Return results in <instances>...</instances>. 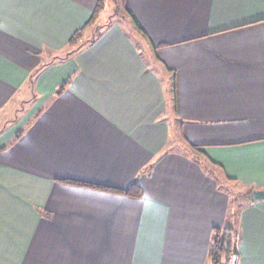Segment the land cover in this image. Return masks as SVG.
Here are the masks:
<instances>
[{
	"label": "crops",
	"instance_id": "obj_1",
	"mask_svg": "<svg viewBox=\"0 0 264 264\" xmlns=\"http://www.w3.org/2000/svg\"><path fill=\"white\" fill-rule=\"evenodd\" d=\"M98 1L0 0V264H264V0Z\"/></svg>",
	"mask_w": 264,
	"mask_h": 264
},
{
	"label": "trees",
	"instance_id": "obj_2",
	"mask_svg": "<svg viewBox=\"0 0 264 264\" xmlns=\"http://www.w3.org/2000/svg\"><path fill=\"white\" fill-rule=\"evenodd\" d=\"M106 2L107 0L98 1L93 17L91 18L88 24L89 26L94 24L98 20L99 15L105 9ZM128 14L135 22L137 28L144 33L143 29L138 24V22L133 17V15L130 12H128ZM85 29L86 27L75 33V35L69 41V44L71 46L76 45L78 41L83 37ZM65 182L75 186L88 187L100 191L115 193L118 195H125L131 197H140L141 195V190L137 183H134L132 186H130L127 189H116L113 187H107V186L78 182V181H65ZM252 192L253 190L248 191L246 193L249 201H252L251 200ZM233 218L236 220L238 219V213L236 210L233 213ZM239 241H240V234L236 227H229L225 229L214 228L212 241L208 252V264H232L233 257L234 256L239 257V251H238Z\"/></svg>",
	"mask_w": 264,
	"mask_h": 264
},
{
	"label": "rangeland",
	"instance_id": "obj_3",
	"mask_svg": "<svg viewBox=\"0 0 264 264\" xmlns=\"http://www.w3.org/2000/svg\"><path fill=\"white\" fill-rule=\"evenodd\" d=\"M108 1V3L110 2V3H112L111 5L112 6H114L115 5V8L114 9H111L110 11H109V13H112V15H111V17L109 16V19H106V20H108V22L107 23H113V22H120V23H124V24H126V25H128V22L125 20V13H124V11H123V8H122V1L121 0H107ZM125 15V16H124ZM108 17V16H107ZM125 17V18H124ZM128 27H129V25H128ZM102 30V29H101ZM101 30H99V31H97V34L101 31ZM129 30H130V28H129ZM132 34L134 35L135 34V32H133L132 31ZM84 39V36L78 41V43L76 44V45H73V46H75V47H78L79 45H80V43H81V40H83ZM73 47H71L70 49H72ZM231 186H230V189L232 190V191H234L233 192V194H234V196H233V198H232V202H233V205L235 204V205H237V206H240L239 208H241L242 206H243V199H246V200H248V198H247V196H246V191H244V189H240V187L239 186H232V184H230ZM246 196V197H245ZM237 210V209H236ZM240 210V209H239ZM238 211V210H237ZM234 222H236L237 220L236 219H234L233 220Z\"/></svg>",
	"mask_w": 264,
	"mask_h": 264
},
{
	"label": "water",
	"instance_id": "obj_4",
	"mask_svg": "<svg viewBox=\"0 0 264 264\" xmlns=\"http://www.w3.org/2000/svg\"><path fill=\"white\" fill-rule=\"evenodd\" d=\"M252 202L264 201V190H254L251 194ZM232 264H239V257L234 256L232 259Z\"/></svg>",
	"mask_w": 264,
	"mask_h": 264
}]
</instances>
